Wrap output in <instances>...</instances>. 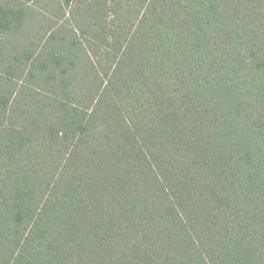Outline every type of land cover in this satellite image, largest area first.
Masks as SVG:
<instances>
[{"label":"trees","instance_id":"obj_1","mask_svg":"<svg viewBox=\"0 0 264 264\" xmlns=\"http://www.w3.org/2000/svg\"><path fill=\"white\" fill-rule=\"evenodd\" d=\"M0 264H264V0H0Z\"/></svg>","mask_w":264,"mask_h":264},{"label":"rangeland","instance_id":"obj_2","mask_svg":"<svg viewBox=\"0 0 264 264\" xmlns=\"http://www.w3.org/2000/svg\"><path fill=\"white\" fill-rule=\"evenodd\" d=\"M44 1H47V0H44Z\"/></svg>","mask_w":264,"mask_h":264}]
</instances>
